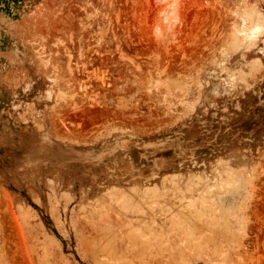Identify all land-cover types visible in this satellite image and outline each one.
<instances>
[{
  "label": "rangeland",
  "instance_id": "374dc122",
  "mask_svg": "<svg viewBox=\"0 0 264 264\" xmlns=\"http://www.w3.org/2000/svg\"><path fill=\"white\" fill-rule=\"evenodd\" d=\"M242 1L264 10V0H0V264H128L123 239L160 238L150 227L189 222L196 199L226 242L216 264H264V58L261 75L219 66ZM217 81L230 89L221 97Z\"/></svg>",
  "mask_w": 264,
  "mask_h": 264
},
{
  "label": "bare ground",
  "instance_id": "6f19581e",
  "mask_svg": "<svg viewBox=\"0 0 264 264\" xmlns=\"http://www.w3.org/2000/svg\"><path fill=\"white\" fill-rule=\"evenodd\" d=\"M245 1V0H244ZM248 1V0H247ZM256 1H258V0H256ZM240 3V2H239ZM245 3V4H244ZM250 3H253V2H250ZM248 4V3H246V2H243L242 1V4H244L243 6H242V11L239 13V18H237L236 20H234L233 21V28H232V30H233V33H232V36H231V42L230 41H228V42H230L229 44V46H226V48H224L223 50L225 51L226 49H227V52L225 53V55H223V54H221V55H223V56H225L224 58H223V60L221 59V57H220V60H221V64H219V66H221L223 69V71L225 70H230L229 69V65H231V64H234V63H237V62H247L248 64H249V66L248 67H250L251 68V70L254 68V69H258L257 71H255L256 73L257 72H260V73H262L261 72V68H260V66H262L263 67V65H262V58H264V10H263V8H262V4H261V6H258V5H252V4ZM254 4H256L255 3V1H254ZM260 4V3H259ZM237 5H239V7H240V9H241V3L240 4H237ZM238 7V6H237ZM238 9V8H237ZM236 12H238V11H236ZM237 15H238V13H236ZM227 16V15H226ZM230 17V16H229ZM228 17V18H229ZM232 19H233V16H232ZM219 20V19H218ZM224 21V20H223ZM228 24V23H227ZM230 25H232V22H231V24ZM218 26V25H217ZM220 27H224V25H222V26H220ZM226 27V26H225ZM224 27V28H225ZM232 27V26H231ZM231 27L229 28L228 27V29L231 31ZM223 28V29H224ZM214 29V28H213ZM216 29V28H215ZM218 30V29H217ZM213 31V30H212ZM223 31V30H222ZM226 31H227V28H226ZM226 31H224L225 33H226ZM229 31V32H230ZM204 32V31H203ZM206 32V31H205ZM220 32V31H219ZM228 32V31H227ZM216 33V32H215ZM206 34V33H205ZM220 35H222V34H220ZM225 35H227V34H225ZM204 36V35H203ZM207 36V35H206ZM211 36V35H210ZM228 36V35H227ZM209 37V36H208ZM216 37H217V34H216ZM215 37V38H216ZM203 38V37H202ZM207 38V37H206ZM210 38V37H209ZM222 38V37H221ZM225 38V37H224ZM223 38V39H224ZM217 40V39H216ZM218 40H219V38H218ZM218 40H217V42H218ZM228 40H230V39H228ZM207 41V40H206ZM213 41H215L214 39H213ZM212 41V42H213ZM219 41H221V40H219ZM222 41H225V40H222ZM226 41H227V39H226ZM200 42H201V40H200ZM207 42H209V41H207ZM206 42V43H207ZM197 43L199 44V42L197 41ZM196 43V44H197ZM214 43V42H213ZM223 43V42H222ZM217 44V43H216ZM211 45H212V43H211ZM220 45V44H219ZM197 46V45H196ZM203 46V45H202ZM224 46V47H225ZM198 47V46H197ZM218 47V46H217ZM223 47V46H222ZM210 48H212L211 46H210ZM197 49H199V48H197ZM209 49V48H208ZM200 50V49H199ZM212 50V49H211ZM202 51V50H201ZM206 51V50H205ZM223 51V52H224ZM198 52V51H197ZM202 52H204V51H202ZM208 52V51H207ZM221 52V51H220ZM200 53V52H199ZM206 53V52H205ZM191 54H193V53H191ZM197 54L198 53H196V56H197ZM200 55V54H199ZM199 55L197 56V57H199ZM202 55H204V53H202ZM206 55V54H205ZM210 55V54H209ZM213 55V54H212ZM188 56V55H187ZM187 56H186V58H187ZM193 56V55H192ZM191 56V57H192ZM207 57H208V55H206ZM251 56H253L251 59L249 58V57H251ZM194 57V56H193ZM210 57H212L211 55H210ZM202 57H200V59H201ZM209 58V57H208ZM207 58V59H208ZM193 59V58H192ZM191 59V60H192ZM199 59V58H198ZM197 59V60H198ZM216 60V58L214 59V58H211V59H209V60ZM196 61V59H193V61ZM213 60L210 62V63H214L213 62ZM220 60H218L217 59V61H219L220 62ZM195 61L193 62V63H195ZM183 62V61H182ZM188 62H189V60H188ZM187 62V63H188ZM197 62V61H196ZM200 62V61H199ZM183 63H185V61L183 62ZM206 63V62H205ZM204 63V64H205ZM209 63V62H208ZM216 63V62H215ZM186 64V63H185ZM188 64H190L191 65V61H190V63H188ZM218 64V63H217ZM172 65H175V64H172ZM187 65V64H186ZM198 65V64H197ZM207 65V64H206ZM214 65V64H213ZM171 66V65H170ZM176 66V65H175ZM175 66L173 67V68H175ZM202 66V65H201ZM243 66H245V65H241L237 70H238V72H231V74H230V76H236V74L237 73H239V75L237 74V76L236 77H238V76H240L241 77V74L243 73V71L245 72V70H244V68H243ZM183 67V66H182ZM190 67V66H189ZM194 67V66H193ZM197 67V66H196ZM206 67V66H205ZM246 67H247V65H246ZM246 67H245V69H246ZM247 67V68H248ZM173 68H172V70H171V68H170V71H172V73H173ZM250 68H248L249 70H250ZM260 68V69H259ZM176 69V68H175ZM191 69V68H190ZM264 68H262V70H263ZM178 70V69H177ZM177 70H175V71H177ZM202 70H203V68H202ZM236 69H235V71H237ZM248 70V71H249ZM250 70V71H251ZM260 70V71H259ZM175 71H174V73H175ZM221 71V70H220ZM224 71V72H225ZM231 71V70H230ZM247 71V72H248ZM201 72V71H200ZM222 72V71H221ZM180 73V72H179ZM181 73H183L182 71H181ZM194 73V72H193ZM210 73H211V71H210ZM217 72H215V74H216ZM230 72L228 71V74H229ZM183 74H187V72L185 73V71H184V73ZM192 74V73H191ZM196 74V73H195ZM201 74H203V73H201ZM226 75H227V73H225ZM246 74V73H245ZM245 74H243V75H245ZM251 74V77L253 76L254 77V75H253V73L251 72L250 73ZM258 74V73H257ZM262 74H264V71H263V73ZM200 75V74H199ZM198 75V76H199ZM222 75H224V73L222 74ZM221 74H220V76H222ZM226 75H224L225 77H226ZM242 75V76H243ZM246 75H249V74H246ZM258 75H261V74H258ZM258 75H256L257 77H258ZM175 76H178V75H175ZM184 75H182V77H183ZM192 76H193V74H192ZM195 76H197V74L195 75ZM197 76V77H198ZM223 76V77H224ZM230 76H227V78H228V80L229 79H231L230 78ZM234 76V77H235ZM172 77H173V80L175 79H177V78H174V76L172 75ZM179 77V76H178ZM182 77H180L181 78V81H184L183 83L182 82H179V80H180V78H179V80H178V83H180V84H184L186 81H185V79H182ZM209 77H211L210 75H209ZM233 77V78H234ZM240 77H238V78H240ZM244 77H246V76H244ZM250 77V75L248 76V78ZM250 77V79L252 80L253 79V77L251 78ZM262 77H263V75H262ZM262 77H258V78H261L260 80H262L263 78ZM7 78V77H6ZM188 78V77H187ZM191 77H190V75H189V79H190ZM199 78H200V76H199ZM199 78H198V80H199ZM232 78V79H233ZM233 79V81H237V83L239 82V81H241V80H239V79ZM188 79V80H189ZM192 79V78H191ZM223 79L224 78H222L221 80L223 81ZM232 79L230 80L231 82H233L232 81ZM244 79H247V78H244ZM11 80V79H10ZM172 80V81H173ZM187 80V79H186ZM197 79H196V77H195V81H198ZM205 80V79H204ZM239 80V81H238ZM249 79H247V81H248ZM194 81V82H195ZM222 81H217V82H214V84H213V86L211 87V91H212V94H213V96L214 97H221L222 96V93H225L226 91H227V88H226V86H225V83L227 84V82L226 81H224L223 83H222ZM245 81V80H244ZM242 81L243 83H245V82H247V81ZM250 81V80H249ZM104 82V81H103ZM174 82V81H173ZM172 82V83H173ZM191 82H193L192 80H191ZM199 82V81H198ZM204 82V81H203ZM255 82V81H254ZM257 82V81H256ZM255 82V83H256ZM197 83V82H196ZM234 84H236V82H233ZM232 83V84H233ZM255 83H253L252 82V86H253V84H255ZM258 83H260L259 81H258ZM129 83H127V85H128ZM174 84V86L176 85L175 84V82L173 83ZM186 84V83H185ZM199 84V83H198ZM208 84H209V82H208ZM239 84H240V82H239ZM238 84V85H239ZM247 84H248V82H247ZM250 84V83H249ZM127 85H123V89H124V87H125V89L124 90H126L127 88H128V86ZM197 85V84H196ZM237 85V84H236ZM237 85V86H238ZM250 85V86H251ZM130 86V85H129ZM172 87H173V85H171ZM177 86H179L178 84L175 86V87H177ZM193 86V85H192ZM240 86V85H239ZM194 87H195V84H194ZM234 87H236V86H234ZM186 88V87H185ZM192 88V87H191ZM207 88V86L206 85H200L199 86V92H206V89ZM221 88H224V92H223V90H221ZM237 88V87H236ZM247 89H248V87H246ZM232 89V88H231ZM47 90V89H46ZM139 90H141V89H139ZM139 90H138V92H139ZM173 90H174V87H173ZM187 90V89H186ZM195 90V89H194ZM197 91H198V88L196 89ZM195 90V91H196ZM236 90V89H235ZM234 90V91H235ZM260 90V89H259ZM175 91V90H174ZM181 91H182V89H181ZM180 91V92H181ZM184 91V90H183ZM190 91L192 92V90L190 89ZM190 91H189V89H188V91L187 92H189V94H190ZM230 91V89L227 91V92H229ZM179 92V91H178ZM178 92H176L175 91V93L177 94V96L176 97H178ZM186 92V91H185ZM226 92V93H227ZM241 92V91H240ZM196 93V92H195ZM195 93H194V97L193 98H195ZM207 93H208V91H207ZM235 93V92H234ZM233 93V94H234ZM175 94V95H176ZM183 94H184V92H183ZM188 94V93H187ZM192 94V96H193V92L191 93ZM185 95V94H184ZM184 95H182V96H184ZM224 95V94H223ZM235 95V94H234ZM174 96V95H173ZM189 97H192V96H190V95H188ZM180 97V96H179ZM187 97V96H186ZM151 98V96H150V94H149V99ZM181 98H183V97H181ZM188 98V97H187ZM193 98H191V100H193ZM197 98L199 99L200 98V96H197ZM210 98V97H209ZM208 98V99H209ZM232 98V97H231ZM140 99V98H139ZM173 98H171L170 100H172ZM177 99V98H176ZM185 99V98H184ZM201 99V98H200ZM203 99V98H202ZM138 100V99H137ZM182 101H183V99H181ZM186 100V99H185ZM196 100V98L194 99V101ZM154 102H155V100H153ZM174 101V100H173ZM176 101V100H175ZM174 101V102H175ZM177 101H180V100H177ZM176 101V102H177ZM181 101V102H182ZM208 101V100H207ZM207 101H206V103H207ZM170 102V101H169ZM172 102V101H171ZM170 102V103H171ZM193 102V101H192ZM197 103H199V101H196ZM155 103H157V102H155ZM158 103H160V102H158ZM179 103L180 102H178V103H175V104H178V105H176V106H180L179 105ZM187 103V102H186ZM188 103H189V100H188ZM188 103L187 104H184L183 106H185V105H188ZM191 103V102H190ZM127 105H125V104H123L122 106H126V108L128 107V103H126ZM140 103H139V100H138V105H139ZM192 104V103H191ZM196 104V103H195ZM237 104H238V102H237ZM157 106H160L159 104H156ZM162 105V104H161ZM207 105H209V103L207 104ZM157 106H154L156 109H159L160 107H162V106H160V107H158L157 108ZM211 106V105H210ZM130 107H131V105H130ZM130 107H128V109H130ZM133 107V106H132ZM136 107H137V105H136ZM139 107H140V105H139ZM167 107V106H166ZM165 107V108H166ZM182 107V106H181ZM187 107V106H186ZM236 107V106H235ZM168 108H170L169 107V105H168ZM173 108H175V106L173 107ZM180 108V107H179ZM179 108H177L176 107V109H179ZM185 108V107H184ZM191 108V107H190ZM237 108H239L238 106H237ZM163 109V108H162ZM224 109H226V108H224ZM160 110V109H159ZM158 110V111H159ZM167 110V109H166ZM174 110V109H173ZM195 110V109H194ZM103 111V110H102ZM102 111L100 112V114L102 113ZM104 111H107V110H104ZM103 111V112H104ZM162 111V110H161ZM169 111V109L167 110V112ZM184 111H188L187 109L186 110H184ZM184 111H182L183 112V116H186V115H184L185 113H187V112H184ZM163 112H165V109H164V111ZM181 112V113H182ZM188 112H190L191 113V111L189 110ZM194 112V111H193ZM192 112V113H193ZM97 113H99V112H97ZM105 113V112H104ZM161 114H162V112H160ZM159 113V114H160ZM166 113V112H165ZM100 114H98L99 116H100ZM106 114H108V112L106 113ZM123 114V113H122ZM155 114H156V112H155ZM159 114H157V115H159ZM160 114V116H162V117H164L163 115H161ZM169 114L171 115V113H170V111H169ZM172 114H173V112H172ZM175 114V116H176V114L178 115V116H176V117H179L180 115L178 114V113H174ZM173 114V115H174ZM97 115V116H98ZM102 115V114H101ZM109 115V114H108ZM124 115V114H123ZM167 115H168V113H167ZM169 115V116H170ZM96 116V115H95ZM125 116V115H124ZM168 116V117H169ZM167 116H166V118H168ZM174 117V116H173ZM181 117V116H180ZM131 118H133V117H131ZM130 118V119H131ZM159 118V117H158ZM170 118H171V116H170ZM191 118V117H190ZM156 119V118H155ZM161 119V121L163 120V118H160ZM160 119H158V121L159 122H161L160 121ZM174 119H175V117H174ZM151 120H153V119H151ZM150 120V121H151ZM167 120V119H166ZM178 120H181V118L180 119H178ZM154 121V120H153ZM157 120H155V122H156ZM157 121V122H158ZM130 122H131V120H130ZM152 122V121H151ZM158 122V123H159ZM164 122V121H163ZM162 122V123H163ZM178 121L176 120V123H177ZM204 122V121H203ZM126 123V122H125ZM171 123H173V122H171ZM170 123V124H171ZM175 123V124H176ZM173 125H174V123H173ZM179 155V154H178ZM217 164V163H216ZM218 166V165H217ZM227 167H229L228 166V164L226 165V168ZM224 169V171H226V170H228V169ZM223 169V168H222ZM222 169H218V172H219V170H222ZM216 170V169H215ZM229 172H231L230 171V167H229V170H228ZM228 171H226V172H228ZM213 172V171H212ZM179 174H181V173H179ZM194 173H192V175L190 174L189 175V178H194V177H198L197 179H199V177L200 176H198L199 175V173H198V175L197 174H194ZM181 175H183V174H181ZM170 194V193H169ZM167 196H170V195H168L167 194ZM178 197H180V196H176V198H178ZM183 198H184V200L187 202V201H189L190 199H191V196L190 195H184L183 196ZM165 200H168V198L166 199V197H165ZM180 203H182V202H180ZM187 205L188 206H194V208L195 209H189L188 211L190 212V214L191 213H194L195 214V216L196 217H193L192 219H190V221L189 222H186V223H184V222H180V223H174V224H172L170 227H168V228H163L162 226H151L150 228H151V230L153 229V230H161V231H163V235L160 237V238H157L156 236H147V237H142V238H140L138 241L136 240V241H129L128 239H123L122 241V243H121V248H120V250H121V252H122V254L124 253V256H126L127 258H128V260H127V263L128 264H191L192 262H193V258L195 257L194 255H198V257L200 258H196V262H195V264H200V262L201 261H203L205 264H216L217 263V261H219V257L220 256H222V254H223V250H224V248H225V246L223 245V244H225L226 242H225V240H223V239H221L217 234H218V232H219V228L217 227V226H215V225H213V223H211V222H206L205 221V219L203 218V212L201 211L202 210V208L200 207V202L198 201V199H196V200H194L193 202H191V203H187ZM198 218V219H197ZM192 253H194V254H192Z\"/></svg>",
  "mask_w": 264,
  "mask_h": 264
}]
</instances>
